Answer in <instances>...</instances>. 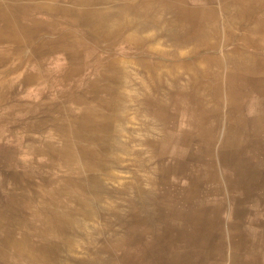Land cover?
<instances>
[{"label":"bare ground","instance_id":"6f19581e","mask_svg":"<svg viewBox=\"0 0 264 264\" xmlns=\"http://www.w3.org/2000/svg\"><path fill=\"white\" fill-rule=\"evenodd\" d=\"M44 1L36 5L38 9L56 6L51 0ZM113 1L120 2L122 14L99 8H112ZM90 2L87 23L108 40L111 55L116 40L146 46L147 50L132 57L118 55L99 61L105 81L91 80L85 114L60 107L65 118L38 120L40 127L43 122L54 123L62 144H49L47 154L50 160H61L69 173L57 189L43 190L38 204L27 195L22 201L10 198L6 207L0 208V264H52L68 254L75 257V264H87L88 253L92 254L91 262L111 264L115 261L103 255L117 246L112 242L116 239L131 245L134 241L139 246L135 252H128L130 262L164 264L168 247L165 250L145 243L133 236L134 232H161L164 236L176 228L179 219L185 220L200 236L196 240L189 235L187 242L203 249L216 226H221L217 222L222 202L211 201L219 190H205L206 184L215 185L219 180V164L229 172L227 182L246 192L264 183V175L253 171L254 162L243 156L250 150L264 161V141L258 140V135L264 134V29L254 32L245 25L240 36L245 44L222 52L221 39H233V24L227 26L225 34L216 23H201L197 15L201 8L185 0ZM20 6L0 0V43L11 44V60L21 63L31 57L39 59L37 72L28 76L31 80H47L51 75L44 73L48 68L40 58L51 57L54 49L69 51L70 55L73 34L68 32L57 40L56 36L49 38L50 46H31L28 28L17 18ZM223 6L264 7V0H224ZM129 8H137L141 15L150 13L136 24L125 14ZM134 23L135 32H128ZM38 33L42 36L41 31ZM250 47L262 51H249ZM87 53L95 56L90 49ZM148 55L159 59L151 60ZM70 64L67 78L77 71L75 64ZM6 102V94L0 91V107ZM82 103L85 105L84 100ZM247 107L255 114L246 115ZM79 122L81 129L87 128V134L75 127ZM138 122L140 127L133 126ZM39 125L29 127L36 129ZM2 131L0 122V135ZM247 134L257 138L247 139ZM48 166L55 165L51 162ZM127 171L131 174L125 177ZM17 177L19 181L27 178ZM184 178L188 179L187 186L178 187ZM234 229L237 238L233 246L254 252L249 256L251 262L263 263L257 253L260 232L254 227ZM32 233L39 235L38 240ZM94 233L100 235V244L87 243ZM170 248L177 253L175 244Z\"/></svg>","mask_w":264,"mask_h":264},{"label":"crops","instance_id":"0c3cea01","mask_svg":"<svg viewBox=\"0 0 264 264\" xmlns=\"http://www.w3.org/2000/svg\"><path fill=\"white\" fill-rule=\"evenodd\" d=\"M90 1L92 0H51L49 2H54L56 6L38 9L36 5L42 4L45 2L44 0H10V2L18 6L21 4V8L17 11V18L19 23L26 25L28 28L30 34L28 44L31 46L33 44L49 45V38H55L56 36L55 40H57L65 36L66 33L71 32L73 35L70 42L72 46L74 45V48L69 49L67 47L70 50V55L68 54L69 51L65 52L54 49L55 54L51 57H47L45 60L40 58L45 63L46 68H48L44 70V73L51 76L47 80L42 77L31 80L28 75L31 72H37L39 68L38 64H40L39 59L31 57L26 61L22 60L21 63L17 62V60H11L10 56L14 53L11 44L6 41L0 43V91L6 94L7 101L5 105L0 107V122L3 128L0 140L5 136L7 131H10V127L15 124L26 130L40 134V137L31 140L25 147V170L21 173H16L17 176H26L27 178H25V181H19L18 177H15L14 182L8 187L6 200L0 203L2 210L6 207L7 201L13 197L17 201H22L29 195L28 199L33 204H38L37 198L44 193L43 190L49 188L57 189L64 177L55 178L52 175L59 174L60 171H63V174L69 173V170L62 165L61 160H50V156L47 154L49 144H62V139L55 132L57 130L54 128V123L50 121L43 122L42 125H44L40 127L38 120L56 117L65 118L66 114L60 113V107L61 109H66L67 107L68 110H71L75 114L77 112L85 114L87 112V97L90 96L91 80L105 81V77L99 71L103 63L99 61L105 62L113 58L111 56L118 55L132 57L147 50L146 46L137 47L130 41L116 40L112 46L114 53L112 52L113 54L111 55L107 47L109 45L108 40L103 36L97 35L94 29L87 23V5L91 3ZM164 1L167 2L168 0ZM185 1L201 8V12L197 13L201 23L203 21L216 23L225 34L227 26L230 23L233 24L231 27L235 30L233 39L229 41H225L226 37L221 39L223 40L221 41V45H223L222 52L233 48L234 45L242 46L245 44L240 38L245 25L254 32L264 29V7L225 9V6H223L224 0H212L211 2L204 0L195 2L193 0ZM119 3L118 1H113L111 2L112 8H99L122 14L123 10L118 9L121 7ZM134 9L129 8L125 14L129 19H134L136 24L139 20L147 19L150 13L149 10L148 14L141 15L140 10ZM135 23L134 27L128 32H135ZM237 23H239V26H234ZM259 24H262L261 28H258ZM1 25H3L2 22ZM149 29L148 33L152 32ZM170 29L177 30L180 28L172 27ZM39 31L42 34L40 37ZM31 35L34 36L31 37ZM49 46L48 49H50ZM87 49L92 50L95 56L88 55ZM184 49L186 50V47ZM249 51H262V49L258 50L250 47ZM148 56L151 60L159 59L157 55ZM185 56L186 54H184ZM261 58H264V55ZM70 63L75 64L74 67L77 71L67 78L65 72L70 67ZM96 65L100 67H96ZM102 95L107 97L105 92ZM82 100L85 101V105H83ZM245 113L248 116H252L255 114V111L247 107ZM29 125H39V128L31 129ZM80 126L81 122L77 125L75 124V127H78L83 133L87 134V128L83 130ZM133 126L140 127V123L133 124ZM258 136V140L264 141V134ZM250 138L255 140L257 137H250L247 134V139ZM36 149H39V152ZM243 156L254 162L255 170L253 171H258L264 175V161L262 159L256 158L254 152L250 150H247ZM37 158L40 160H37ZM51 162L55 165L54 167L48 166ZM218 173L220 177L217 183L215 185L206 184L205 188V190L208 188L219 190L214 193L212 197L215 199H211V201L220 200L223 207L219 222H217L221 226H216L212 232L208 246L198 250L189 244L187 242L189 235L196 238V240L200 236L195 232L189 221L180 219L175 225L176 228L173 231H167L164 235L165 237L162 236L161 232L137 231L133 233V236L142 238L145 243L153 244L154 246H158V248L164 247L165 250V247H168L169 251L165 252L166 257L164 255V264H258L256 263L257 260L254 263L251 262L250 257L255 254L254 252L244 251L238 246L234 247L237 238L235 226L239 228L254 227L260 232L261 247L257 253L261 254L259 261H263L261 264H264V197H257L260 194L264 196L262 194L264 183L262 182L260 185H256L253 190L246 192L241 186H233L230 182H227L226 179L229 172L224 170L221 163L219 164ZM46 174H50L51 176H45ZM250 174L252 175L253 173ZM25 182H29V184ZM30 189H32L31 192H26L28 194L24 193ZM174 203L184 206L180 201H175ZM179 208L186 209L184 207ZM253 219L256 220L253 221ZM1 231L0 238L3 235ZM16 235L20 236L18 233ZM157 235L159 237L154 239ZM32 236L34 240H38L39 238V235L34 233H32ZM91 236V239L87 240V243L93 245L100 244V235L98 233H94ZM112 242L117 246H111L109 252L107 251L103 255L104 259L114 260L115 262H111V264H124L123 262L135 264L133 261H129L127 254L129 251L135 252V247L139 248L136 242L129 241L133 245L126 244L125 241L119 239L112 240ZM106 244L108 243L106 242ZM174 244L178 248L176 249L177 253L171 252L172 249L170 247ZM88 254L87 264H103L91 262L92 254ZM153 256V262H155L156 255ZM72 259H75V257L68 254L62 256L61 261H58L59 258L56 259L57 261L54 259L52 264H75L74 261L72 262ZM39 264L46 263L42 261Z\"/></svg>","mask_w":264,"mask_h":264},{"label":"rangeland","instance_id":"374dc122","mask_svg":"<svg viewBox=\"0 0 264 264\" xmlns=\"http://www.w3.org/2000/svg\"><path fill=\"white\" fill-rule=\"evenodd\" d=\"M182 128H187V125H182ZM38 137H40V134L26 130L15 124L10 127V131H7L5 136L0 140V203L6 200L8 187L14 182L16 173H21L25 170V147L31 140H35ZM37 160L40 159L37 158ZM63 173V171H60L59 174L52 176L60 178L66 175ZM129 174L131 173L127 171L125 177H128L127 175ZM45 176L51 175L46 174ZM187 184L188 179L184 178L178 187L187 186Z\"/></svg>","mask_w":264,"mask_h":264}]
</instances>
